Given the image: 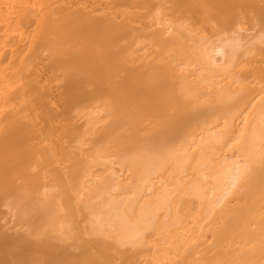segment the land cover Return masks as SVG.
Here are the masks:
<instances>
[{
	"label": "bare ground",
	"instance_id": "bare-ground-1",
	"mask_svg": "<svg viewBox=\"0 0 264 264\" xmlns=\"http://www.w3.org/2000/svg\"><path fill=\"white\" fill-rule=\"evenodd\" d=\"M0 264H264V0H0Z\"/></svg>",
	"mask_w": 264,
	"mask_h": 264
}]
</instances>
